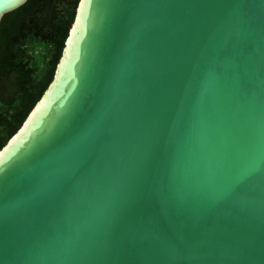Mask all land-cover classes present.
<instances>
[{
	"label": "water",
	"instance_id": "water-1",
	"mask_svg": "<svg viewBox=\"0 0 264 264\" xmlns=\"http://www.w3.org/2000/svg\"><path fill=\"white\" fill-rule=\"evenodd\" d=\"M0 264H264V0H78L0 149Z\"/></svg>",
	"mask_w": 264,
	"mask_h": 264
},
{
	"label": "trees",
	"instance_id": "trees-1",
	"mask_svg": "<svg viewBox=\"0 0 264 264\" xmlns=\"http://www.w3.org/2000/svg\"><path fill=\"white\" fill-rule=\"evenodd\" d=\"M78 0H27L0 21V149L53 77Z\"/></svg>",
	"mask_w": 264,
	"mask_h": 264
}]
</instances>
